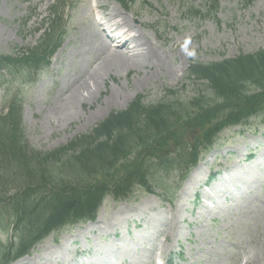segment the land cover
I'll use <instances>...</instances> for the list:
<instances>
[{
    "label": "rangeland",
    "instance_id": "1",
    "mask_svg": "<svg viewBox=\"0 0 264 264\" xmlns=\"http://www.w3.org/2000/svg\"><path fill=\"white\" fill-rule=\"evenodd\" d=\"M205 1L139 0L126 11L116 0H68L66 35L50 66L30 81L5 84L23 100L29 147L42 153L65 147L138 96L146 105L188 103L199 93L210 98L206 82L186 79L189 66L264 49V0H218L215 15L190 14V7L200 9ZM55 2L0 0V55L19 56L39 45ZM97 21L110 35L129 29L131 37L138 35L135 50L132 45L119 53L134 62L128 70L100 72L114 48ZM154 60L161 63L156 66ZM96 72L103 80L94 87L89 78ZM86 82L90 91L81 88ZM78 91L84 96L58 121L60 108ZM4 98L0 85V116ZM194 138L180 136L188 147ZM206 159L197 183L187 185L193 169L170 195L164 187L176 186L174 176L154 194L107 198L95 222L53 233L25 264H264V123L254 118L248 129L226 130L199 163ZM10 237L0 221L1 248L17 240V234Z\"/></svg>",
    "mask_w": 264,
    "mask_h": 264
},
{
    "label": "trees",
    "instance_id": "2",
    "mask_svg": "<svg viewBox=\"0 0 264 264\" xmlns=\"http://www.w3.org/2000/svg\"><path fill=\"white\" fill-rule=\"evenodd\" d=\"M121 2L124 6L126 0ZM217 8L218 0H206L189 12L206 17ZM62 20L55 14L42 42L28 54L0 56V71L13 81L47 65L65 34L60 32ZM188 78L207 82L210 98L199 93L188 103L145 105L139 97L90 134L45 153L31 149L25 139L22 101H10L0 117V221L5 231L9 225L4 219L14 226L17 241L0 247V264L26 256L53 231L94 220L107 197L126 200L136 192L155 193L166 177L181 180L226 130L247 129L254 118L264 123V49L221 62L194 63ZM185 134H195L193 145L181 141Z\"/></svg>",
    "mask_w": 264,
    "mask_h": 264
},
{
    "label": "bare ground",
    "instance_id": "3",
    "mask_svg": "<svg viewBox=\"0 0 264 264\" xmlns=\"http://www.w3.org/2000/svg\"><path fill=\"white\" fill-rule=\"evenodd\" d=\"M107 32V30H105ZM103 32V31H102ZM115 31H111V33H114ZM117 33V32H116ZM116 37L118 40V42H120V46L118 47H113L114 49L111 50V57H109L106 61L105 64H103L102 66H100L101 68H99L100 72H105L108 75H110L109 73L116 69V70H128L130 68V66L134 65V62H132L130 59L125 58L123 55H119L121 49L123 50V48H127L128 46L133 45L132 49L135 50L137 48V46H134L135 44V39L134 37H130V31L129 30H124V31H119L116 34ZM106 38V37H105ZM115 36L110 38L109 36H107L106 38V43L108 46H111L115 44ZM141 51L144 52V49H141ZM138 52V51H137ZM150 54H153V51L150 50L149 51ZM141 54V53H140ZM145 54L142 53L141 56L144 60V56ZM134 61V60H133ZM138 62V60H137ZM161 63L160 60H154L153 64L158 66V64ZM163 63V62H162ZM145 66H149L147 63H144ZM100 72H96L93 73L92 77L89 78L90 81L94 82V87L95 84L98 82V80H103V74H101ZM183 77V74L180 75L179 79H181ZM88 83L86 82L81 88L82 90L87 89V91H90V87H88ZM80 97H83V94H80L78 91V94L75 95L73 94L69 101L60 108V111L58 112V116H57V120H61L63 118L64 115H67L69 113V111L73 108V105L75 104V102L80 100ZM209 159H206L205 161L201 162L196 168L195 170L192 172L190 178L188 179L187 185L188 184H193V183H197L198 179L200 176L203 175V170L206 169V165L208 163ZM31 257H26L24 259H22V261L19 264H25L26 262L30 261Z\"/></svg>",
    "mask_w": 264,
    "mask_h": 264
}]
</instances>
